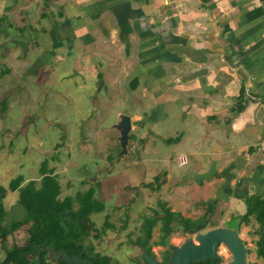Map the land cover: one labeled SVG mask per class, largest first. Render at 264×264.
Wrapping results in <instances>:
<instances>
[{
  "label": "crops",
  "instance_id": "1",
  "mask_svg": "<svg viewBox=\"0 0 264 264\" xmlns=\"http://www.w3.org/2000/svg\"><path fill=\"white\" fill-rule=\"evenodd\" d=\"M0 36L7 38L2 59L12 49L35 56L37 63L26 69L31 81L36 68L51 60L64 66L67 77L100 80L110 104L99 100L98 122L89 118L82 126L85 139L72 157L67 154L73 180L96 182L86 161L80 169L72 159L116 156L115 125L125 114L129 133L146 126L156 138L174 140V149H185L172 169L169 153L153 157L129 139L120 159L129 154L136 168H127L130 187L139 181L143 189L163 192L157 206L164 204L169 218L175 204L194 198L186 211L198 213L194 219L209 211L204 222L210 229L245 226L234 218L245 213L246 197L264 198V5L258 0H0ZM109 117L113 135L107 142L102 137ZM149 152L159 154L155 142ZM151 161L163 162L166 170L160 175ZM137 170L143 179L133 180ZM152 210V216L163 214L162 208ZM233 220L238 228L228 225Z\"/></svg>",
  "mask_w": 264,
  "mask_h": 264
},
{
  "label": "rangeland",
  "instance_id": "2",
  "mask_svg": "<svg viewBox=\"0 0 264 264\" xmlns=\"http://www.w3.org/2000/svg\"><path fill=\"white\" fill-rule=\"evenodd\" d=\"M8 2L11 3V1ZM3 41H7V38L0 36V185L8 187L10 180L17 176L23 178L21 185L30 180L39 182L43 167L48 171L52 169L53 173L58 176L61 186L59 198L72 197L74 209H77L80 204L78 198L76 199L77 192H84L87 186L93 188V198L103 206V210L95 211L90 215L94 230L91 231L88 241L93 245L94 252L107 259L103 264H137L138 261H142L141 248L136 241L145 244V248H151L157 257H162L170 252L165 253L164 250H172V244L179 246L185 239L199 233L197 231L184 233L180 231L181 226L178 225L177 231L165 239L161 231L162 222L158 220L152 229L149 244L146 243L144 224L152 216V209H157L159 212L160 208L165 207L164 204L160 208L157 206V203L162 204L157 201H163L165 194L159 191L158 193L152 192L151 187L143 189L139 181L136 186L130 187L128 173L131 171L127 173V168H136L130 165L131 156L129 154L117 160V163L114 159L118 153L112 156L113 160L107 161L74 157L72 164L74 163L75 167L82 169L87 162L93 175L99 179L96 178V182L92 185L86 182L80 184L79 181L73 180L68 174L67 162L70 161V157L67 154L72 157L75 147L85 139L84 133L86 134L87 129H83L82 126L91 122L89 118H95L98 122L97 103L99 100H104L106 102L104 104H110L104 91H99L100 80L97 83L98 79L85 75H81L80 79L77 75L67 77L64 66L51 60L36 68L37 73L33 75L31 81L30 70L26 71V69L32 68L33 63H37L35 56L30 50L26 52L21 49H16L17 51L12 49L7 52V59H2L1 54H5L1 48V45H4ZM20 56L23 59H20ZM44 88H48V91ZM112 123L113 117H109L104 123V137L102 138H105L107 142L112 139L113 133L109 135V132H113ZM129 139L137 149L149 148V151L155 142L159 154L147 152L159 158L169 153L172 157L169 164L172 169L178 167L174 158L181 151L185 152L183 146L174 149V140L167 142L156 138L149 133V128L146 126L139 127L134 133H129ZM90 140L93 141L92 138ZM70 141L72 144L69 143ZM150 164L156 165V172L160 175L166 170L161 161H151ZM99 166H105V170L98 172ZM75 167L70 168L74 174H76ZM135 173L133 180L143 179L144 175L140 171L137 170ZM149 179L152 182L151 186L154 187L153 176ZM198 196L199 193L196 192L194 197ZM17 200L18 191L7 189L2 200L7 211L5 216L7 222L22 220L27 215L25 209L16 202ZM193 200L195 199L185 200L188 201L186 204L178 202L173 208L174 212L177 210L181 213L185 212V216H179L184 219H194L198 213L187 212L193 206ZM186 207H188L187 211ZM174 212L171 213L170 218L174 217ZM191 214L192 217H188ZM106 220L109 223L108 226L105 225ZM235 224V220L228 223L234 228H238L240 223L238 224L237 220V225ZM209 226L208 224L201 232L210 229ZM257 228L258 223L251 217L250 222L243 226L239 233L248 248L247 261L252 264H264V258L256 254L258 235L255 230ZM25 237L26 233L23 229L16 230L8 236L7 245L20 244ZM219 254L221 258L218 264H226L231 260L229 251L223 245L219 248ZM3 256L4 251L0 247V259Z\"/></svg>",
  "mask_w": 264,
  "mask_h": 264
},
{
  "label": "trees",
  "instance_id": "3",
  "mask_svg": "<svg viewBox=\"0 0 264 264\" xmlns=\"http://www.w3.org/2000/svg\"><path fill=\"white\" fill-rule=\"evenodd\" d=\"M23 178L17 176L10 180L8 187L0 185V247L4 256L0 264H66L61 257L51 258V250L45 247H53L56 251L62 249L69 255H76L82 252L83 258L90 259L93 264H103L107 259L94 252L93 245L88 241L93 229V222L90 215L93 212L103 210V206L93 198L94 190L89 188L85 192H77L79 205L73 208L72 197L66 196L60 199L61 186L53 174V170L43 167L39 182L30 180L21 185ZM18 191L17 202L25 209L26 214L22 220L7 222L5 216L7 211L3 204V197L6 191ZM246 211L236 216L240 223L247 225L253 217L258 223L255 233L258 235L256 241V254L264 258V198L262 195H251L246 197ZM198 219H184L179 215L169 218L168 209L163 208V214H155L144 224L145 241L149 244L152 238V229L159 220L162 222L161 231L163 238L177 231L180 225L182 232H201L206 228L205 216ZM105 225L109 223L105 222ZM23 229L26 237L22 243L7 245V238L16 230ZM96 236V235H95ZM162 237V236H161ZM139 247H146L136 241ZM175 247L171 245V249ZM149 254L151 248H146ZM169 255V253H168ZM219 260H208L199 264H218Z\"/></svg>",
  "mask_w": 264,
  "mask_h": 264
},
{
  "label": "water",
  "instance_id": "4",
  "mask_svg": "<svg viewBox=\"0 0 264 264\" xmlns=\"http://www.w3.org/2000/svg\"><path fill=\"white\" fill-rule=\"evenodd\" d=\"M115 128L119 132L118 141L120 146V151L114 159V162H117L127 153L129 132L131 130L130 117L120 114ZM221 245L225 246L230 253L231 260L226 264H251L247 261L248 248L240 237L239 231L230 227L211 228L185 239L166 258V264H199L210 259L219 260L221 258L219 254ZM140 248L143 261H138L137 264H162L151 256L145 247L141 246ZM45 249L51 250L52 259L61 257L66 264H93L90 259L83 258L82 252L69 255L62 249L56 251L50 246L45 247Z\"/></svg>",
  "mask_w": 264,
  "mask_h": 264
},
{
  "label": "flooded vegetation",
  "instance_id": "5",
  "mask_svg": "<svg viewBox=\"0 0 264 264\" xmlns=\"http://www.w3.org/2000/svg\"><path fill=\"white\" fill-rule=\"evenodd\" d=\"M190 238V237H189ZM177 246H175V248H176ZM174 249H172V250H168V251H166V250H164L163 252H169V255L172 253V251H173ZM150 255L151 256H153V257H155L157 260H159L162 264H166V258L169 256L168 254H165L164 256H162V257H157L156 255H155V253H153L152 251H151V253H150ZM142 261H143V259H142ZM145 264V263H144ZM252 264V263H251Z\"/></svg>",
  "mask_w": 264,
  "mask_h": 264
},
{
  "label": "built area",
  "instance_id": "6",
  "mask_svg": "<svg viewBox=\"0 0 264 264\" xmlns=\"http://www.w3.org/2000/svg\"><path fill=\"white\" fill-rule=\"evenodd\" d=\"M261 4H263L264 5V0H258ZM248 98H250V99H255V97H253L252 95H250V94H248ZM179 164L180 165H184V164H186V162H187V160H186V157L185 156H181L180 158H179Z\"/></svg>",
  "mask_w": 264,
  "mask_h": 264
},
{
  "label": "bare ground",
  "instance_id": "7",
  "mask_svg": "<svg viewBox=\"0 0 264 264\" xmlns=\"http://www.w3.org/2000/svg\"><path fill=\"white\" fill-rule=\"evenodd\" d=\"M246 244V243H245Z\"/></svg>",
  "mask_w": 264,
  "mask_h": 264
}]
</instances>
